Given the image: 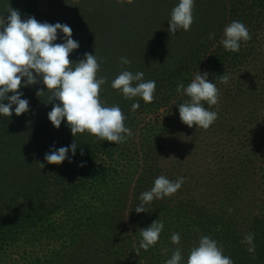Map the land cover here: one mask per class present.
<instances>
[{"label": "trees", "instance_id": "16d2710c", "mask_svg": "<svg viewBox=\"0 0 264 264\" xmlns=\"http://www.w3.org/2000/svg\"><path fill=\"white\" fill-rule=\"evenodd\" d=\"M194 2L190 30L170 34L168 20L179 0H134L131 5L47 0L44 11H38L35 0H0L5 20L10 4L22 19L85 27V34H72L79 48L69 58L75 63L85 53L97 56V77L107 80L100 98L106 106L121 108L132 131L117 145L87 133L73 137L66 120L59 129L48 120L58 101L46 104V96L37 97V91L47 92L42 83L19 89L29 111L16 116L14 105L11 117L0 115V264H166L177 247L186 264L190 249L205 235L234 264H264V199L259 197L264 194V0ZM64 7L73 8L71 17ZM232 21L242 22L252 36L241 42L238 52L226 51L220 43ZM111 23L117 25L108 26L109 34H104ZM93 24L96 32L89 28ZM210 33L214 39H208ZM63 40L58 33L56 42ZM122 57L130 64L122 65ZM123 70L143 72L145 81L156 82L151 104L139 97L126 100L111 88ZM198 71L208 73L209 82L219 89L217 105H205L218 119L207 130L183 124V150L192 154L204 140L201 134L217 138L222 159L214 198L203 203L181 199L180 188L137 214L140 195L158 176L179 178L174 166L164 170L158 161L166 140L172 139L166 135L182 124L178 106L188 97L177 93V84L187 87ZM225 72L227 85L219 82ZM137 102L140 107L133 112ZM74 140V156L69 151L59 166L45 162L50 150L70 147ZM157 219L164 223L157 244L136 255L139 231ZM173 233L181 236L179 245L171 242ZM249 233L255 234L254 253L241 243Z\"/></svg>", "mask_w": 264, "mask_h": 264}, {"label": "clouds", "instance_id": "9594fccd", "mask_svg": "<svg viewBox=\"0 0 264 264\" xmlns=\"http://www.w3.org/2000/svg\"><path fill=\"white\" fill-rule=\"evenodd\" d=\"M116 3L131 5L134 0H116ZM194 8V0H179L168 20L170 34L190 30L194 23ZM5 13L6 20L4 15H0V115L11 117L14 105L16 116L28 112L29 101L21 99L22 93L19 89L42 83L47 92L37 91V97L46 96V104L58 101L48 113V120L54 128L59 129L62 121L66 120L73 137L87 133L98 141H107L115 145L126 142L127 138L132 136L131 129L124 123L126 116L118 105L106 106L100 98L102 86L107 80L104 77H97L101 67L97 56L85 53L84 58L75 63L69 58L70 54L79 48V43L72 39L71 27L61 23L39 22L31 16L22 19L21 13L14 10L10 4L6 6ZM58 33L63 34L62 43L56 42ZM214 37L215 34L210 33L208 39ZM251 39L248 28L242 22L232 21L224 28V37L220 43L226 51L238 52L241 42H248ZM121 64L128 65L130 61L122 57ZM229 79L225 72L219 77V82L227 85ZM111 88L119 90L126 100L139 97L146 104H151L155 99L156 82L145 81L143 72L123 70L112 80ZM176 91L188 97L178 106L180 120L186 126L207 130L218 119V113L210 111L209 107L217 105L220 92L216 83L209 82L208 73L201 74L198 71L187 87L182 83L177 84ZM9 93L12 94L10 97ZM139 107L138 102L133 103L132 111L135 112ZM77 147L74 140L70 147L53 148L45 155V162L59 166L68 159L69 151L75 155ZM39 165L41 168L44 167L43 164ZM183 183L182 177L170 181L164 175L158 176L153 187L140 195V204L135 207V212L144 213L145 205L154 199L172 196ZM231 211L229 209V212ZM163 229V221L157 219L149 227L140 230L141 240L136 255H139L140 249L147 251L155 246ZM254 239L255 234L249 233L241 241L249 245L250 253L255 251ZM171 242L179 245L181 236L173 233ZM165 252L167 249L162 250V253ZM183 259L182 251L177 247L166 260V264H182ZM186 264H234V262L224 255L223 247L215 239L205 235L199 239L198 245L190 249Z\"/></svg>", "mask_w": 264, "mask_h": 264}, {"label": "rangeland", "instance_id": "374dc122", "mask_svg": "<svg viewBox=\"0 0 264 264\" xmlns=\"http://www.w3.org/2000/svg\"><path fill=\"white\" fill-rule=\"evenodd\" d=\"M38 11H44L46 9L47 0H35ZM101 9L106 10L102 5L99 6ZM66 12L69 15L73 11V8H67ZM71 17V15H69ZM55 23H58L56 21ZM69 25V24H67ZM111 29L116 26V23H111L107 25L104 31V34L108 35V26H111ZM72 28V34L75 31H82L85 34V27L80 28L74 24L69 25ZM102 24L100 25V27ZM90 30L96 32V24L90 25ZM80 31V32H81ZM99 32V30H97ZM98 34L102 37V31ZM61 35V34H60ZM115 39V38H114ZM62 43V42H61ZM165 116V115H164ZM163 118V117H162ZM174 128V134L169 132L166 136L172 135V139L166 140V149L162 151V157L159 159V164L162 169H170L174 166L173 172L179 178L184 179V183L181 186L180 198L183 197L190 198L192 197L197 202L203 203L211 201L213 193L215 192L216 185L219 184L220 176L218 175V169L221 166L220 155L216 152V149L220 148L217 138L211 137V135L201 134V137L204 140L199 141L200 146L196 150L192 151V154L187 153V149L183 150V123L176 125ZM172 130V129H171ZM243 132H241L242 134ZM224 147V146H223ZM188 149H191V146H187ZM234 145L230 148L225 146L224 149H233ZM237 148V146H235ZM187 158V159H186ZM188 160L184 163V161ZM260 199H264V194L259 196Z\"/></svg>", "mask_w": 264, "mask_h": 264}]
</instances>
